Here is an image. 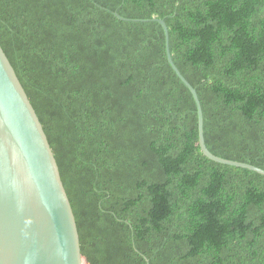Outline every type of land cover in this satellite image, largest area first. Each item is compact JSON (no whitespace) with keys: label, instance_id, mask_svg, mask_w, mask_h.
Here are the masks:
<instances>
[{"label":"trees","instance_id":"trees-1","mask_svg":"<svg viewBox=\"0 0 264 264\" xmlns=\"http://www.w3.org/2000/svg\"><path fill=\"white\" fill-rule=\"evenodd\" d=\"M264 0H0L86 264H264Z\"/></svg>","mask_w":264,"mask_h":264},{"label":"water","instance_id":"water-1","mask_svg":"<svg viewBox=\"0 0 264 264\" xmlns=\"http://www.w3.org/2000/svg\"><path fill=\"white\" fill-rule=\"evenodd\" d=\"M173 69L194 95L202 152L218 163L255 170V165L212 153L204 136L197 90L175 64ZM0 264H86L71 200L44 125L15 67L0 44Z\"/></svg>","mask_w":264,"mask_h":264}]
</instances>
